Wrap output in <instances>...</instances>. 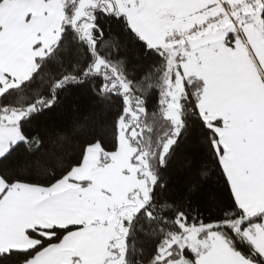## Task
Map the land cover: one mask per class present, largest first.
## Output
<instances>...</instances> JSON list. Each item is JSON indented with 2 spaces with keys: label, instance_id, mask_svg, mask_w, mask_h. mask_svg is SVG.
<instances>
[{
  "label": "snow or ice",
  "instance_id": "obj_1",
  "mask_svg": "<svg viewBox=\"0 0 264 264\" xmlns=\"http://www.w3.org/2000/svg\"><path fill=\"white\" fill-rule=\"evenodd\" d=\"M0 264H264V0H0Z\"/></svg>",
  "mask_w": 264,
  "mask_h": 264
},
{
  "label": "trees",
  "instance_id": "obj_2",
  "mask_svg": "<svg viewBox=\"0 0 264 264\" xmlns=\"http://www.w3.org/2000/svg\"><path fill=\"white\" fill-rule=\"evenodd\" d=\"M110 118L108 109L102 100L92 97L86 90H73L66 94L63 105L56 112L32 127L45 132L49 137L65 135L78 141L86 136L91 128Z\"/></svg>",
  "mask_w": 264,
  "mask_h": 264
}]
</instances>
